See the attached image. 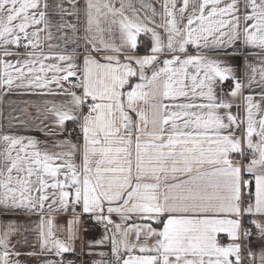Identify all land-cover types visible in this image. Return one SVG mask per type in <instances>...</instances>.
I'll return each mask as SVG.
<instances>
[{
    "label": "snow or ice",
    "instance_id": "1",
    "mask_svg": "<svg viewBox=\"0 0 264 264\" xmlns=\"http://www.w3.org/2000/svg\"><path fill=\"white\" fill-rule=\"evenodd\" d=\"M50 7L0 0V89L67 97L46 108L54 118L46 135H63L71 121L79 137L73 143L68 132L50 150L32 137L0 135V213H39L41 247L57 255L72 247L56 238L52 214L71 208L75 240L79 206L104 225L114 264H244L242 242L253 236L246 224L264 243V91L259 102L243 94L264 89V0H163L158 25L132 0H58V24ZM141 8L157 15L151 4ZM81 11L83 54H53L52 27L75 34L78 23L64 17L79 22ZM141 33L151 34L150 54L137 56ZM241 48L261 57L243 82L223 59ZM242 96L243 117L231 102ZM15 231L8 224L0 233V264H19L10 260L20 255L9 247Z\"/></svg>",
    "mask_w": 264,
    "mask_h": 264
},
{
    "label": "crops",
    "instance_id": "2",
    "mask_svg": "<svg viewBox=\"0 0 264 264\" xmlns=\"http://www.w3.org/2000/svg\"><path fill=\"white\" fill-rule=\"evenodd\" d=\"M51 5L49 9V19L53 21L54 24L61 22V17L55 11V4L58 0H48ZM181 0H177L179 6ZM134 6L138 9V15L143 18L146 14L154 19L155 24L163 23L161 14L163 9L161 4L163 0H132ZM141 3L151 4L155 8L157 15L153 18L151 17V12L148 9L141 8ZM81 6L83 5V0H80ZM65 8H68L67 3L64 4ZM191 10V6L190 9ZM65 22L69 23H78V31L73 34L71 29H65L61 32H57L55 27H52L51 31L53 33L54 39L51 41L53 45H59V47H54L52 49L53 54H80L82 55L85 50V17L83 11L80 12V20L77 22L74 16L66 15L64 17ZM150 27L155 25L150 24ZM162 36L165 38L164 30L162 28L156 29ZM45 33H41V38ZM64 37H67V43H65ZM151 34H144L138 37V46L135 51L137 56H144L150 54L151 47ZM107 39V34L105 36ZM116 43L119 44V39H116ZM21 52L24 51L23 48L20 49ZM45 52H48V49L44 48ZM128 51H132L130 48ZM228 51L232 52L233 55L230 57H223L226 60L229 66L234 70L235 75L243 82L246 79V74L250 75V69L247 67L248 64L256 65L260 67L259 61L260 56L249 55V52L255 53L259 50L255 49H240L239 52L229 49ZM23 59L24 57H19ZM123 61V56L120 57ZM170 58L162 56L161 59ZM6 59L15 60L17 57H9ZM247 62V63H246ZM48 63H54V61H48ZM258 78V77H257ZM137 82L133 78L130 83ZM65 87H68L66 84ZM128 87L127 85L125 86ZM224 95L222 99H229L227 92L229 91L228 84H225ZM53 92L59 91L56 89L55 85L51 86ZM264 91L260 87L253 85L250 89H244V95H253L255 100L259 102L260 93ZM47 89H26V88H16L7 93L4 89H0V135L9 134L17 136H26L32 137L41 142V147L45 145L50 150H58L53 148L54 143H59L61 140L67 138L68 131L64 132L63 135H46L48 128L45 127L51 126L53 117L51 114L46 113V108L50 107L53 103L59 104L62 101L66 100L67 97L50 95L46 94ZM233 103L232 112L233 114H238L241 117L244 116V101L243 96L238 97L235 100L231 101ZM239 104L240 108L235 107ZM264 107V105H262ZM44 115H47V119H44ZM43 120V124L41 121ZM73 122H66L65 127L67 130ZM43 129V130H41ZM72 139V138H71ZM72 142L75 143L77 140L72 139ZM76 162L79 163V156L76 158ZM48 209L45 208V213L47 214ZM76 212L80 213L79 219L84 213L82 212L81 207L76 208ZM47 215L45 220H47ZM114 222L120 223V217L116 214H112ZM52 220L54 225V232L56 238L61 239L65 243L71 244L72 250L60 255L56 254V250L49 248L41 247V237H40V222L41 216L39 213L35 214H25V213H0V233H2L8 224L15 226L16 231L11 237L10 241V250L12 252H19L20 255L17 257L15 255L10 256V260L13 262L19 261V264H65V259L67 257H77L83 261V264H109L112 262L114 264V258L112 257L111 252V241L105 239L106 229L104 225L101 228L95 227H83L81 222L75 226L76 230V239L69 240L68 227L69 222L73 220V213L71 208L65 211H58L52 214ZM111 227V226H109ZM46 228V225H45ZM111 232H108L107 235H111ZM224 235V234H221ZM103 240V244H97V241ZM244 247L247 251L251 250L256 254L257 261L256 264H259V256L262 251H264V243L260 242L259 239L252 240L251 243L247 241L244 242ZM100 253H104L103 256Z\"/></svg>",
    "mask_w": 264,
    "mask_h": 264
},
{
    "label": "built area",
    "instance_id": "3",
    "mask_svg": "<svg viewBox=\"0 0 264 264\" xmlns=\"http://www.w3.org/2000/svg\"><path fill=\"white\" fill-rule=\"evenodd\" d=\"M151 38V37H150ZM227 87H224L226 89ZM68 132H72V139L78 140L79 137V128L76 124L72 123L68 129ZM81 225L83 227H95L101 228L103 225L96 222L94 219L90 218V214H84L80 218ZM246 227L252 228L253 236L252 240L258 239L257 235L255 234V228L253 225L246 224ZM248 251L244 247V242H242V251H241V259L243 260L244 264H252L251 257L248 256ZM65 264H83V261L77 257H67L65 259Z\"/></svg>",
    "mask_w": 264,
    "mask_h": 264
}]
</instances>
